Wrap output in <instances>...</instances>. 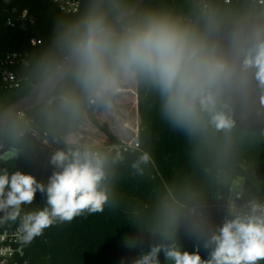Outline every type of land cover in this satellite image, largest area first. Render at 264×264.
Here are the masks:
<instances>
[{"label":"trees","instance_id":"trees-1","mask_svg":"<svg viewBox=\"0 0 264 264\" xmlns=\"http://www.w3.org/2000/svg\"><path fill=\"white\" fill-rule=\"evenodd\" d=\"M80 1V12L69 15L49 0H1L0 114L43 81L63 59L58 33L64 23L86 12L92 2ZM199 1L146 0L144 6L170 8L202 24L207 5L217 15L225 42L237 21L264 23V3L259 0H206L202 6ZM24 11L33 21L22 17ZM16 52L26 55L27 62L3 65L6 56ZM4 68L17 73L19 87H6ZM71 88L74 84L68 77L50 102L11 122L5 139L15 153L0 158V170L32 174L47 184L56 170L50 163L54 152L42 146L39 136L45 135L59 148H65L66 137L82 133L90 121L108 135L104 145L90 148L122 157L110 169L113 206L103 213L47 228L26 244L30 264H133L152 245L160 243H175L187 251L199 247L206 259L209 252L203 247L205 230H215L223 223L217 205L225 201L234 182L244 179L242 192L247 201L264 198V104L260 103L261 90L254 82L250 96L238 97L232 104L230 115L235 127L231 132L210 129L205 135H192L174 127L163 115L158 94L136 85L137 149L100 125L96 114L105 108L86 107L74 123L59 118L50 121L47 113L55 97ZM143 155L149 156L147 163L141 162ZM45 200L46 195L37 191L33 204L24 206L25 212L43 207ZM170 222L171 227H167ZM159 259L161 264H168L163 252Z\"/></svg>","mask_w":264,"mask_h":264},{"label":"clouds","instance_id":"clouds-1","mask_svg":"<svg viewBox=\"0 0 264 264\" xmlns=\"http://www.w3.org/2000/svg\"><path fill=\"white\" fill-rule=\"evenodd\" d=\"M137 5L138 0H92L86 12L62 25L58 41L64 63L57 62L53 79L70 77L74 88L55 97L50 121L74 123L86 107L110 109L129 84L155 91L165 118L192 135L231 132L232 104L250 96L253 82L264 104V23L237 21L225 42L207 5L202 24L170 8ZM121 159L119 153L113 157L90 147L57 150L47 184L32 174L0 170L2 219L19 218L28 244L54 224L103 213L113 206L110 169ZM140 160L147 163L149 156ZM37 191L46 195L44 206L24 212ZM205 231L206 259L199 247L187 251L160 243L133 264H161V252L168 264H264V204L252 201L247 212Z\"/></svg>","mask_w":264,"mask_h":264},{"label":"built area","instance_id":"built-area-1","mask_svg":"<svg viewBox=\"0 0 264 264\" xmlns=\"http://www.w3.org/2000/svg\"><path fill=\"white\" fill-rule=\"evenodd\" d=\"M64 14H77L82 8V2L80 0H49ZM230 2V0H226ZM1 2V0H0ZM259 3H264V0H259ZM22 17L27 21H33V17L28 16V11H24ZM11 22H9L10 24ZM35 42V41H34ZM26 55L22 53H11L6 56L3 60V65L12 66L21 63H26ZM2 77L6 87L17 88L20 86V79L17 73L9 68H4L2 70ZM42 140V146L49 148L51 151L55 152L57 150H72L76 148L83 149L84 146L73 145L68 143V146L59 148L58 145L52 140H49L45 135L39 136ZM132 148H139V143L135 141L130 143ZM264 204V198L258 201ZM249 203L243 197L242 190L236 193L231 191L228 193L225 201L219 205L217 208L219 213L222 215L223 219L231 218L232 215L236 213H244L249 210ZM25 208H23V211ZM23 214V213H22ZM0 214V264H30V261L26 254V244L23 241V233L20 227V219L17 218L15 221L3 220ZM201 216V215H200Z\"/></svg>","mask_w":264,"mask_h":264},{"label":"rangeland","instance_id":"rangeland-1","mask_svg":"<svg viewBox=\"0 0 264 264\" xmlns=\"http://www.w3.org/2000/svg\"><path fill=\"white\" fill-rule=\"evenodd\" d=\"M122 93L113 102L110 109L97 113V118L103 127L110 130L121 141L127 144L134 143L138 134V107L135 84L126 85ZM68 143L84 147L102 146L108 141V135L101 128L87 121L80 134L68 136ZM244 179L236 180L232 192L243 190Z\"/></svg>","mask_w":264,"mask_h":264},{"label":"water","instance_id":"water-1","mask_svg":"<svg viewBox=\"0 0 264 264\" xmlns=\"http://www.w3.org/2000/svg\"><path fill=\"white\" fill-rule=\"evenodd\" d=\"M145 1L146 0H138L137 6L143 7L145 5ZM205 2L206 0H200L198 5L202 6ZM188 19L190 22H192L190 18ZM59 63H64V59H62ZM53 70L43 81L34 85L26 95L11 103L0 114V158L14 155L15 153V150L7 143L5 139L6 131L11 122L16 117H19L26 112L32 111L53 99V93L64 80L57 79L54 81Z\"/></svg>","mask_w":264,"mask_h":264},{"label":"crops","instance_id":"crops-1","mask_svg":"<svg viewBox=\"0 0 264 264\" xmlns=\"http://www.w3.org/2000/svg\"><path fill=\"white\" fill-rule=\"evenodd\" d=\"M66 141H67V142H70V141H68V137H66Z\"/></svg>","mask_w":264,"mask_h":264}]
</instances>
